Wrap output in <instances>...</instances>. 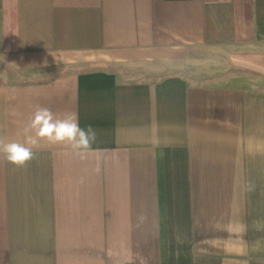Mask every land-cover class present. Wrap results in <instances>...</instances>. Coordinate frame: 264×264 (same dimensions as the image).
<instances>
[{
    "label": "crops",
    "instance_id": "1",
    "mask_svg": "<svg viewBox=\"0 0 264 264\" xmlns=\"http://www.w3.org/2000/svg\"><path fill=\"white\" fill-rule=\"evenodd\" d=\"M37 106L96 139L0 152V264H264V0H0V140Z\"/></svg>",
    "mask_w": 264,
    "mask_h": 264
},
{
    "label": "clouds",
    "instance_id": "2",
    "mask_svg": "<svg viewBox=\"0 0 264 264\" xmlns=\"http://www.w3.org/2000/svg\"><path fill=\"white\" fill-rule=\"evenodd\" d=\"M24 143L0 140V152L11 164L18 167L25 166L34 157L32 147L41 139L49 143H68L74 149L80 150L81 155L91 148L96 139V131L89 125L86 129L78 123L75 113H66L58 118L47 107L37 106L30 118ZM251 190V186H249Z\"/></svg>",
    "mask_w": 264,
    "mask_h": 264
},
{
    "label": "rangeland",
    "instance_id": "3",
    "mask_svg": "<svg viewBox=\"0 0 264 264\" xmlns=\"http://www.w3.org/2000/svg\"><path fill=\"white\" fill-rule=\"evenodd\" d=\"M202 54H206L209 58L210 55L216 56L217 58L210 64L206 63L208 66L206 69L209 70L212 75H203L200 82L204 84L214 83V82H236V81H246L247 75L254 67L255 55L247 53L245 50L241 49H230L222 48L217 49V51H202ZM212 58L209 59V62ZM204 67L205 64H202ZM204 67L201 69H196L197 71H203Z\"/></svg>",
    "mask_w": 264,
    "mask_h": 264
}]
</instances>
